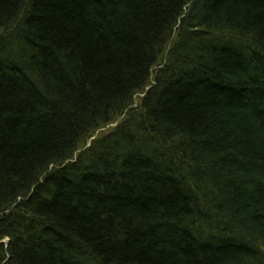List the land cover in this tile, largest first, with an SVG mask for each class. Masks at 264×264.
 <instances>
[{
    "label": "trees",
    "instance_id": "trees-1",
    "mask_svg": "<svg viewBox=\"0 0 264 264\" xmlns=\"http://www.w3.org/2000/svg\"><path fill=\"white\" fill-rule=\"evenodd\" d=\"M0 264H264V0H0Z\"/></svg>",
    "mask_w": 264,
    "mask_h": 264
},
{
    "label": "rangeland",
    "instance_id": "rangeland-1",
    "mask_svg": "<svg viewBox=\"0 0 264 264\" xmlns=\"http://www.w3.org/2000/svg\"><path fill=\"white\" fill-rule=\"evenodd\" d=\"M108 126H110V125H108ZM108 126H106V127H108ZM106 127H104V128H106ZM104 128H102V129H104Z\"/></svg>",
    "mask_w": 264,
    "mask_h": 264
}]
</instances>
